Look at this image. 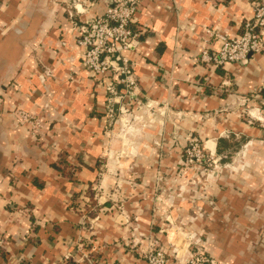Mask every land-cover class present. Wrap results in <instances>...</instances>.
<instances>
[{
	"label": "crops",
	"instance_id": "0c3cea01",
	"mask_svg": "<svg viewBox=\"0 0 264 264\" xmlns=\"http://www.w3.org/2000/svg\"><path fill=\"white\" fill-rule=\"evenodd\" d=\"M108 1L1 2L0 264H85L90 253L103 264H148L144 254L152 245L166 251L169 264H181L171 244L185 260L188 245L168 241L170 223L177 229L189 223L187 232L200 235L201 248L219 264H264V179L255 177L260 163L252 162V177L236 183L247 196H229L232 209L224 208V195H196L178 198L166 210L171 184L158 179L176 172L184 136L194 127L218 154L232 155L240 138L262 148L264 130L242 121L236 103L262 87L264 52L247 64L222 67L201 64L199 57L204 45H221L208 31L238 36L254 3L264 0H140L131 25L136 46L126 55L138 82L133 109L146 114L153 108L149 144L135 162L107 164L105 173L100 164L113 150L114 113L128 101L107 90L116 76L94 77L84 68L74 23L103 15ZM116 88L123 96V86ZM19 110L42 119L43 129L33 134ZM160 111L170 112L163 126ZM224 130L230 135H220ZM114 171L119 178H112ZM93 186L113 189L112 200L118 193L120 201L89 224L85 194ZM189 203L197 204L196 212L187 211Z\"/></svg>",
	"mask_w": 264,
	"mask_h": 264
},
{
	"label": "rangeland",
	"instance_id": "374dc122",
	"mask_svg": "<svg viewBox=\"0 0 264 264\" xmlns=\"http://www.w3.org/2000/svg\"><path fill=\"white\" fill-rule=\"evenodd\" d=\"M263 85L264 83L262 84V87H260V89L253 94L239 98L238 101L236 99V106L240 108L238 110V114H240L242 121L248 122L252 124V126H261L264 130ZM126 104L128 105H125L127 107H125L126 110H124L123 113L120 112V110L119 112L114 113L115 120L114 125L112 126V130L115 134L113 150L110 148L112 152L108 154V162L104 160V162L100 164V169L105 170V173L107 170V164L110 165L108 168L111 169L112 166L114 167V164L135 162L138 154H142V150H146L149 144L147 141L148 139H146V135L150 130V121H147L149 116L154 113L152 110L153 108H148V111L144 114V111L141 113L140 111L135 112L133 109L134 103L130 105L129 103ZM158 114L160 117L158 118V121H160V124L163 126L162 123L164 122V118L169 116L170 112L160 111ZM35 117L39 118L38 116ZM43 127L44 124L40 131ZM194 129L196 131L190 130L186 133L188 134L187 138L184 136V143L182 145L183 151L176 166V172L167 178H165L161 173L159 174V180L168 179L169 184H171L170 189H167V193H164L166 199L162 204L164 206H170L173 201H176L178 198L184 199L186 198L185 196H187L186 201L189 200L188 196L192 197V201L196 195L209 196L211 198H217L219 195H224L226 197V204H223V206H225L224 208L232 209V204L229 203V196L234 195V193H241L242 196H247L241 191H238L240 187L237 186L236 183L239 180L241 181L252 177V174L250 173L252 162L253 164L254 162L260 163L261 166L259 170L260 172L257 171L255 177L264 179V154H257L259 150L264 152V144H261L262 148H258L256 145L249 146L246 141H243L240 138L237 143L235 142L236 147L238 148L232 152V155H229L228 153L218 154L217 152H215V154H211V151L209 150L211 148L209 140H204V138L201 139L198 135H196L199 134L198 132L201 128L194 127ZM220 135L228 136L230 135V131L224 130L220 133ZM195 140H197L196 142L200 144L202 154H198V152L194 150L191 145V142ZM116 172L117 171H114L112 178L120 177V172ZM221 180L224 181V185L223 183L221 184ZM116 190H118V188H116ZM112 194L113 189L111 188L106 191L105 188L99 189V187L94 186L88 188L85 194L88 208L85 207L86 212L83 218H86L89 224H91L92 220H95L98 215H100L101 211H106L107 209L112 208L113 204L119 203L120 199L118 193L115 194V201L112 200ZM183 202H185V200H183ZM195 205L189 203L185 204L184 207L188 208L187 211L195 210L196 212V209H193L195 208ZM168 206L165 207L166 210ZM201 207L205 208V206ZM197 211L198 213L205 212L202 211V208H199ZM131 220L132 218L127 216L125 212L126 223L130 224ZM224 221L225 224H228L229 222L232 223V220L230 219H225ZM244 221L247 222L249 220L246 219ZM168 225L169 226H167L165 230L168 241L175 243L178 246L180 245V247H183L185 244H191L190 248L195 249L194 251H196L197 248L203 250L200 246L203 238H201L198 234L187 232L188 230H186V228L190 225L189 223H185L186 226L177 225L179 229L176 228L174 223H170ZM263 236L264 235H262V237ZM224 237L227 236L224 235ZM242 237L246 240V242H248L251 235L246 234ZM253 237L254 236H252V238Z\"/></svg>",
	"mask_w": 264,
	"mask_h": 264
},
{
	"label": "built area",
	"instance_id": "2783aa9c",
	"mask_svg": "<svg viewBox=\"0 0 264 264\" xmlns=\"http://www.w3.org/2000/svg\"><path fill=\"white\" fill-rule=\"evenodd\" d=\"M2 0H0L1 5ZM140 7V0H109L106 4L105 13L85 21L74 23L77 33V44L82 48L83 66L94 77L116 76V83L111 82L107 90L116 98L127 99L129 105L137 103L139 91L134 68L127 52L135 49L138 38L131 30ZM77 14L81 13L77 3H74ZM74 18V14L71 15ZM208 33L220 40L217 50H210L206 44L202 47L199 62L210 67H222L226 64H247L251 56L264 52V3H254V15L243 24L241 34L228 38L212 31ZM123 86L125 93L120 96L116 86ZM264 89V85H263ZM127 106L120 107L124 112ZM17 115L21 121L28 124L31 132L35 134L43 126V120L32 114L19 110ZM192 141L191 145L198 154H202L200 144ZM211 154L215 150L209 149ZM0 239V246H3ZM188 245L187 260L185 254L180 253V248L172 245L174 254L182 259L181 264H218L215 260L207 257L203 250L192 251ZM145 259L148 264H169L170 257L164 249L152 245ZM190 248V249H189ZM182 255V256H181ZM85 264H103L94 253L86 255ZM121 264V263H116Z\"/></svg>",
	"mask_w": 264,
	"mask_h": 264
},
{
	"label": "trees",
	"instance_id": "16d2710c",
	"mask_svg": "<svg viewBox=\"0 0 264 264\" xmlns=\"http://www.w3.org/2000/svg\"><path fill=\"white\" fill-rule=\"evenodd\" d=\"M60 164L61 165H63V167H64V169H63V174L65 175V176H67L68 178H72V175H73V173L72 172H70V171H68V169H67V164H65V161L64 160H61V162H60Z\"/></svg>",
	"mask_w": 264,
	"mask_h": 264
}]
</instances>
